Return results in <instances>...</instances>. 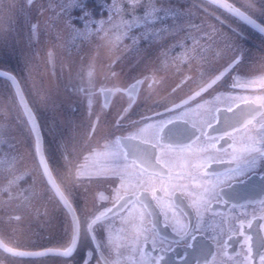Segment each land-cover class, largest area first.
Masks as SVG:
<instances>
[{"label":"snow or ice","instance_id":"obj_1","mask_svg":"<svg viewBox=\"0 0 264 264\" xmlns=\"http://www.w3.org/2000/svg\"><path fill=\"white\" fill-rule=\"evenodd\" d=\"M23 2L40 13L29 23V41L57 29L48 61L65 43L61 32L73 47L91 38L136 53L147 44L158 55L146 65L151 74L123 86L97 89L87 66V83L72 89L90 112L87 147L71 150L66 142L53 149L43 131L55 134V122L41 123L38 115L48 95L37 89L30 101L27 80L0 68L7 86L0 105L7 101L12 113L0 110V264H264V103L244 95L257 83L264 88V76L250 78L243 47L246 30L264 36V0ZM9 31L0 28V42ZM254 67L264 72V57ZM172 69L174 75L160 76ZM77 76L83 81V66ZM165 87L173 98L155 99ZM114 96L119 107L104 112ZM94 97L111 120L93 110ZM252 174L260 176V198L241 203L235 188ZM209 215L221 227L206 236ZM33 217L48 229L47 239L24 227Z\"/></svg>","mask_w":264,"mask_h":264},{"label":"flooded vegetation","instance_id":"obj_2","mask_svg":"<svg viewBox=\"0 0 264 264\" xmlns=\"http://www.w3.org/2000/svg\"><path fill=\"white\" fill-rule=\"evenodd\" d=\"M90 2L97 3L98 0H90ZM187 2H189V0H187ZM0 6H5L6 8H8L7 14L9 15L7 18V23L10 22L12 28H14V26L20 25L21 32H23L28 37L29 24H28V19H25V16L29 14L30 8L24 4L23 0H0ZM9 6H11V11L9 10ZM13 9L21 13L19 18L17 16H13L12 14L14 11ZM32 9L33 10L36 9V12L40 14L37 11L36 7L33 6ZM94 10L99 12L98 9H94ZM39 19H40V15H38L37 21ZM210 22H214V21H210ZM52 30L55 31L56 33L55 36H56L57 29L53 28ZM44 33L45 32H41L39 35L44 36ZM61 35L65 43L58 46L55 49V53L64 54L65 49H68V52L72 55V57L76 56L77 53L76 49H78L77 45L81 44L82 46L81 41L77 40L75 42V46L73 47L72 46L73 42L71 38L68 36V34L66 32H61ZM243 42H244L243 47L245 53L247 54L248 63L250 66H252V72L250 74V78L258 79L260 76H264V72L260 71L258 67H254L255 65H259L260 58L264 57V36H260L258 33L250 32L246 30L244 32ZM85 44L86 45L84 47L85 48L84 54H80V52H82V48L80 46L79 48L80 52L78 55L79 56L89 55L92 59V66L94 67V69L96 71H100V72H95L92 69L93 77L97 83V89L102 85L107 87H112L114 84L123 86L124 84L131 82L133 77L140 76L141 74L144 75L151 74L150 68H147L146 65H152L155 62L156 56L158 55V49H156L155 47H150L147 44L139 45L140 48L139 53L125 51L123 45H121L120 48L117 49L116 47H113L108 42V40H99V39L92 40L91 38H89L88 41H85ZM123 44H130V41L124 40ZM44 50L47 54V52L51 50V46H46ZM4 51L7 53V56H5L4 58L6 65H0V67L13 71L16 74V71L9 68L8 66V62L12 63L14 61V58L10 53L11 52L10 48ZM66 61L67 60H65L62 63H65ZM113 61H116V63L112 65V67L110 68L109 65ZM70 64L73 66L71 70V74L70 72H67L64 78V80L66 81V85L69 88V91L64 93H58V92L54 93L53 89L52 90L49 89L48 92H50L52 95L55 96V100L52 103H49L47 106H41L38 113L41 123L50 124L53 121L55 122V129H54L55 134L50 133L47 127L43 129L45 135L48 138L49 144L53 149H55L56 144L58 142H66L70 150L72 148V145H77V146L83 145L85 148L87 147V140L85 139L84 130L89 123L90 112L83 102L77 100L76 94L72 91V89L75 86H78L79 84L82 83L80 82L78 84L76 82L77 78L79 77L77 76V72L81 70L82 66L75 65L76 57L69 58V61L66 65L69 66ZM87 66L83 67L85 71L83 83H87V79H88ZM22 71L24 77L29 76L27 70H24L22 68ZM113 71H115L118 74L119 77L118 79L112 76ZM174 72H175L174 69L168 72L161 71L160 76L161 77L172 76L174 75ZM57 74H62V73L57 72ZM52 75L54 76V69ZM180 95L183 96L184 93H180ZM244 95L248 96L250 100H254L257 105L264 103V88H262L259 83L255 84L251 89L246 91ZM173 96L174 94L171 92V88L165 87L164 90H161L158 93L155 99L161 100L163 102L165 100H171ZM26 98L29 99V97ZM119 103L120 101L117 96L112 97L111 100L109 101V104L104 106V112H107L108 109L112 106L119 107ZM102 104L103 101L101 97L93 98V104H92L93 110L96 113L100 114L102 118L106 120H111L112 119L111 116H105L104 112H101ZM41 109H43L44 111L41 112ZM133 118L135 119V117ZM110 129H111L110 125H105L102 131L104 134H106ZM87 139H91V137H88ZM96 139L99 141L100 144L104 143V140L100 139L99 136H97ZM92 147H95V142H93ZM84 155H88V152L84 151ZM192 159H195V157H192ZM25 162H29V161H25ZM62 171L65 172V175L68 176L71 175V169H67V170L62 169ZM260 175L264 176V173H261ZM260 184H261L260 176L257 174H252L241 178L240 182L237 184L235 188V192L239 195V197L243 198L240 200V202L244 203L248 198L259 199L261 195V189L259 187ZM50 210L58 212V209L53 208ZM247 211L250 213L252 211V208L249 207ZM0 215H3V213H0ZM5 219H7L6 216ZM206 219L208 221V224L206 226L205 235L207 236L210 232L215 234L216 230H218L221 227L220 218L219 217L213 218L209 215L208 217H206ZM61 222H62V217L58 216L56 220L57 235L61 230L60 229ZM24 227L30 228L37 235L42 234L46 239L50 235L48 229L44 228L43 225L35 217L32 218L31 223H25ZM223 227L227 228L226 222L223 225ZM13 234L15 235L17 233H13ZM33 239L35 240V236L33 237ZM46 239L39 241V243H46ZM197 239H200L199 234H197ZM210 239L211 237L209 236V240ZM189 242L195 243L193 241H189ZM176 259L178 260L179 257H176ZM29 264H53V261L50 259H37L34 262H29ZM218 264H230V262L228 261L227 258H218Z\"/></svg>","mask_w":264,"mask_h":264},{"label":"rangeland","instance_id":"obj_3","mask_svg":"<svg viewBox=\"0 0 264 264\" xmlns=\"http://www.w3.org/2000/svg\"><path fill=\"white\" fill-rule=\"evenodd\" d=\"M191 2L192 1L189 0L187 3L190 5ZM32 7L29 9V14L25 16V19H28V24L29 22H36L38 15H40L36 12V9L33 10ZM34 7L37 8L35 5ZM0 8L3 9L2 13H0V28L5 30H9L10 28L8 35H6L4 40L0 42V65H6L4 58L7 56V53L4 50L10 48V53L13 56L14 61L12 63L8 62L9 68L15 70L18 76H23L22 68L27 70V73L29 74V76H23L27 80L28 89L32 93L31 97H29V100L35 101L36 90L40 89L41 98L47 94L51 100L50 103H52L55 100V96L48 92L49 89H53L54 93H64L69 91L66 81L64 80L66 73L69 72V66L66 65L69 61V58L76 57L75 65L86 67L89 64L92 65L91 57L89 55L79 56L78 54L80 52L79 48L81 44H78L76 56L72 57V55L68 52V49H65L64 54H56L55 59L53 61H49L48 63L47 54L44 48L55 43V31L49 29L48 32L44 33V36L38 35V38L29 41V38L23 32H21L20 25H13L14 28H12L10 22L7 23V18L9 15L7 14L8 8L5 6H0ZM13 10V16H17L19 18L21 13L17 12L15 9ZM81 43L82 52H80V54H84V47L86 44L85 41ZM29 57H31V61L26 64V60ZM65 60L67 61L62 63ZM53 69L54 76L52 75ZM92 69L95 72H100L96 71L93 66ZM57 72L62 74H57ZM76 82L79 84L83 81H81V78L78 77ZM0 91L7 93V86L0 84ZM38 107L39 109L41 108V106ZM0 110H3L5 116L12 115L7 101L4 105H0ZM43 111L44 110L41 109V112ZM25 167L30 170L32 168L31 161L25 162Z\"/></svg>","mask_w":264,"mask_h":264},{"label":"water","instance_id":"obj_4","mask_svg":"<svg viewBox=\"0 0 264 264\" xmlns=\"http://www.w3.org/2000/svg\"><path fill=\"white\" fill-rule=\"evenodd\" d=\"M39 250H43V249H39Z\"/></svg>","mask_w":264,"mask_h":264}]
</instances>
